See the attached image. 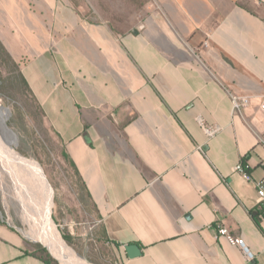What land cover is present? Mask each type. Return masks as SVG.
<instances>
[{
	"label": "crops",
	"instance_id": "0c3cea01",
	"mask_svg": "<svg viewBox=\"0 0 264 264\" xmlns=\"http://www.w3.org/2000/svg\"><path fill=\"white\" fill-rule=\"evenodd\" d=\"M0 43L119 264H264V0H0Z\"/></svg>",
	"mask_w": 264,
	"mask_h": 264
},
{
	"label": "rangeland",
	"instance_id": "374dc122",
	"mask_svg": "<svg viewBox=\"0 0 264 264\" xmlns=\"http://www.w3.org/2000/svg\"><path fill=\"white\" fill-rule=\"evenodd\" d=\"M75 1L90 5L97 4V0ZM0 104L10 110L6 122L17 135L16 140L10 143V147L13 151L36 161L40 167L49 187L53 219L69 249L90 264H119L114 251L99 236L97 214L74 168L63 155L60 143L43 124L41 114L20 74L18 62L1 46ZM8 182L10 184L8 188H12L11 181ZM24 204L26 203L23 200L21 204L11 198L6 200L0 181V224L13 228L20 235L24 240V249L43 258H47L49 253L58 264H62L44 243L27 236L26 229H29L30 223L24 219L25 216L22 217V212L23 215L27 214L30 220L32 219ZM63 233L69 235V241ZM3 234H0L3 238L18 243L15 236L4 232ZM20 252L22 253V250L0 252V261L4 258H14ZM18 264L37 263L21 260Z\"/></svg>",
	"mask_w": 264,
	"mask_h": 264
},
{
	"label": "bare ground",
	"instance_id": "6f19581e",
	"mask_svg": "<svg viewBox=\"0 0 264 264\" xmlns=\"http://www.w3.org/2000/svg\"><path fill=\"white\" fill-rule=\"evenodd\" d=\"M9 114L10 110L0 104V181L5 199L26 203L24 205L32 219L22 212V217L25 216L24 219L30 223L26 229L27 236L44 243L62 264H90L69 249L54 221L49 187L37 162L11 149L10 143L16 140L17 135L7 125ZM9 180L15 188H8Z\"/></svg>",
	"mask_w": 264,
	"mask_h": 264
},
{
	"label": "built area",
	"instance_id": "2783aa9c",
	"mask_svg": "<svg viewBox=\"0 0 264 264\" xmlns=\"http://www.w3.org/2000/svg\"><path fill=\"white\" fill-rule=\"evenodd\" d=\"M232 102L234 109L241 111L242 107L248 104L249 99L247 97H239L234 95L232 96ZM261 109L264 112V97L261 103ZM203 127L209 136L214 135L219 129V127L205 126V125ZM259 140L260 143L264 146V137L260 136ZM236 169L244 173V175L247 178L251 179L250 172L248 171L249 167L244 162L240 163L236 167ZM256 184L258 189L260 205L264 207V181H258ZM218 237H225L231 244L240 246L244 250L249 260L254 259L255 255L246 245L245 239L243 237L234 236L227 227H224L222 225L218 227Z\"/></svg>",
	"mask_w": 264,
	"mask_h": 264
},
{
	"label": "water",
	"instance_id": "95a60500",
	"mask_svg": "<svg viewBox=\"0 0 264 264\" xmlns=\"http://www.w3.org/2000/svg\"><path fill=\"white\" fill-rule=\"evenodd\" d=\"M129 257L134 258L142 254V248L138 244L125 245Z\"/></svg>",
	"mask_w": 264,
	"mask_h": 264
},
{
	"label": "trees",
	"instance_id": "16d2710c",
	"mask_svg": "<svg viewBox=\"0 0 264 264\" xmlns=\"http://www.w3.org/2000/svg\"><path fill=\"white\" fill-rule=\"evenodd\" d=\"M0 46L5 50V48L3 47V45L0 43ZM24 80V79H23ZM24 82H25V80H24ZM25 84H26V82H25ZM26 86H27V84H26ZM67 158V157H66ZM13 229V228H12ZM14 230V229H13ZM64 234V236H65V238L68 240L69 239V235H67L66 233H63ZM69 241V240H68ZM33 255L34 256H37V257H39V258H41L43 261H45L46 263H50V264H58L57 263V260L55 259V258H53L49 253H47V258H43V257H40V256H38V255H36V254H34L33 253Z\"/></svg>",
	"mask_w": 264,
	"mask_h": 264
}]
</instances>
